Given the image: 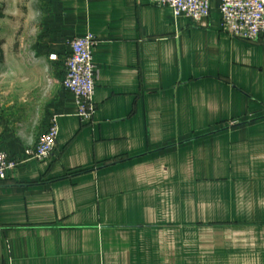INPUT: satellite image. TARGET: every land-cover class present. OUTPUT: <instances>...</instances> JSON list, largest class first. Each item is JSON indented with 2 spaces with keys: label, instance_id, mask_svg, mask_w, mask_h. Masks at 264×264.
Returning a JSON list of instances; mask_svg holds the SVG:
<instances>
[{
  "label": "crops",
  "instance_id": "0c3cea01",
  "mask_svg": "<svg viewBox=\"0 0 264 264\" xmlns=\"http://www.w3.org/2000/svg\"><path fill=\"white\" fill-rule=\"evenodd\" d=\"M148 0H0V264H264V44ZM98 38L92 119L62 85Z\"/></svg>",
  "mask_w": 264,
  "mask_h": 264
},
{
  "label": "built area",
  "instance_id": "2783aa9c",
  "mask_svg": "<svg viewBox=\"0 0 264 264\" xmlns=\"http://www.w3.org/2000/svg\"><path fill=\"white\" fill-rule=\"evenodd\" d=\"M157 6L170 7L176 16L184 15L199 21L210 15L213 2L219 3L221 28L230 36L249 42L264 44V0H148ZM70 52L65 59L63 87L71 92L78 104V116L82 121L93 118L96 112L94 93L96 67L93 60L98 38L88 33L76 36L70 42ZM59 127L53 117L48 129L41 135L35 148L26 151L24 160L10 156L0 149V181L7 172L27 159L45 160L51 157L57 145Z\"/></svg>",
  "mask_w": 264,
  "mask_h": 264
}]
</instances>
